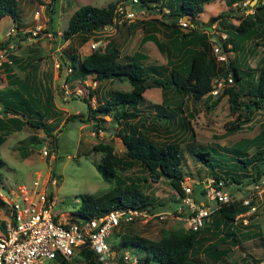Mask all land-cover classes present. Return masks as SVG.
<instances>
[{
  "label": "trees",
  "instance_id": "obj_1",
  "mask_svg": "<svg viewBox=\"0 0 264 264\" xmlns=\"http://www.w3.org/2000/svg\"><path fill=\"white\" fill-rule=\"evenodd\" d=\"M208 1L211 0H138L146 7H153L150 4H158L160 7L168 3L166 15L170 18L169 30L173 35L167 42L175 50L173 56L167 49V44L155 34L148 33L143 38L152 40L159 50L165 49V62L145 64L146 56L140 50L118 57V49L112 40L106 41L102 49L89 50L80 57L72 52L66 54L65 59L57 55L59 66L67 62L70 64L68 67L72 78H85L89 75L97 81L124 80L130 86L125 90H108L103 98L91 107L89 102L84 100L87 106L81 120L85 122L92 119L94 130L97 131L101 128L98 121L107 115L109 120L118 126L115 135L122 142L123 151L116 153L109 142L97 141L92 145L93 150L100 152L99 159L92 161V164L105 180L112 182V185L97 193H81L80 203L70 211L69 219L82 222L120 206H134L153 211L158 203H163V200L157 202L143 194L137 181L124 180L120 175L124 169L138 168L153 180L166 179L175 191L170 200L179 201L183 191L180 181L184 175L192 174L184 167L183 149L175 140L156 141L145 131L147 123L152 130H191L188 121L179 114L183 96L201 99L213 95L214 98L211 97L207 105L212 107L225 95L229 109L236 110L238 114L236 120L230 122L228 131L247 123L251 119L252 109L264 108V59L259 60L258 66L241 68L232 58L226 60L225 64L213 58L205 31L209 23L201 27L196 22L203 4ZM223 1L228 10L236 0ZM254 2L252 10L246 12L237 24L228 23L222 26L225 37L219 36V42L223 50L227 49V43L232 49L242 48V42L252 35L262 34L264 37V5L257 0ZM106 3L104 6L90 3L77 6L69 14L61 30L62 40L79 34L80 41H84L92 30L110 23L114 15V3ZM17 6V0H0V18L8 15L17 23L15 27L18 29L20 16ZM222 12L217 14L218 16H210L209 21H218ZM182 16L188 19L184 31L178 29V19ZM253 44L257 45L256 42ZM4 45L5 42L0 43V46ZM262 45L264 48V41ZM11 63L2 62L6 84L0 88V143L7 134L19 130L24 124L33 129L41 128L44 134H50L51 127L46 119L51 94H33L29 84L19 80L12 72ZM227 72L231 73L230 81L225 80L218 92L211 94L212 78ZM150 86L159 87L164 95L161 102H149L144 106L143 91ZM167 92L168 95L165 94ZM191 135L193 134L189 133L187 136ZM185 150L192 160L205 166L214 184L221 181L227 187L230 183L243 180L257 182L264 173V126H261L256 134L236 140L229 147L195 141ZM3 164L4 161L0 158V167ZM203 180L205 179L193 183L192 196L196 192L202 193ZM241 199L233 197L227 202H222L201 229L193 230L185 226L162 228L157 239L144 238L135 233H122L119 240L111 241L110 246L115 249H128L137 254L141 264H204L200 258L201 254L215 263L228 254L230 246L240 242L238 235H246L248 232L245 231L251 226L250 222H242V219L253 205V200L248 199L243 203ZM0 207L8 210L6 201L1 198ZM2 224L3 220L0 219V225ZM241 225L245 227L243 230L238 229ZM252 225L256 226L253 223ZM76 253L85 264H98L94 253L85 245H80ZM53 259L58 264H72L69 257L58 254ZM242 264L249 263L244 260Z\"/></svg>",
  "mask_w": 264,
  "mask_h": 264
},
{
  "label": "rangeland",
  "instance_id": "obj_2",
  "mask_svg": "<svg viewBox=\"0 0 264 264\" xmlns=\"http://www.w3.org/2000/svg\"><path fill=\"white\" fill-rule=\"evenodd\" d=\"M108 1L115 5L117 0H48L47 3L43 1L40 8L38 0H17V12L20 16L19 29L16 30L17 23L8 15L0 18V43L6 44L0 46V88L6 84L2 60L7 56L11 58L12 72L19 80L29 84L33 94L37 93L40 96L51 94V104H48L50 108L46 119L51 127L50 134H44L41 128L33 129L24 124L19 130L7 134L0 143V158L4 161L0 167V192L7 196L8 201L16 198L17 188L22 185L32 188V183L37 179L39 186H46L47 201L50 200L51 210L59 214L64 212L69 214L80 203L81 193H97L112 185L111 181L105 180L95 170L92 161L99 159L100 152L93 150L92 145L97 141L109 142L116 153H121L123 144L115 135L118 126L104 115V119L98 121L101 128L95 131L92 119L85 122L81 120L87 106L84 100H87L91 107L103 98L108 90L115 88L125 90L130 86L124 80L97 81L89 75L85 78H72L71 71L66 69L70 64L67 62L59 66L57 55L65 59L66 54L72 52L80 57L90 50L89 42L98 39L101 43L112 40L118 49V57L140 50L146 56L145 64L165 62V49L159 50L150 39L143 40L148 33H153L159 40L164 41L167 49L171 51V56L175 50L167 42V39L173 35L169 30L170 18L166 15L168 3L160 7L158 4H150L153 7H146L136 2L132 6L135 12L133 20L125 21L113 31L91 32L84 41H80L79 34L62 40L61 30L69 14L77 6L83 3L104 6ZM254 1L236 0L228 10L223 0L205 2L196 22L201 27L209 23L205 29L208 39L210 42H217L219 35L225 33L222 26L228 23L237 24L246 12L252 10ZM257 2L264 5V0H257ZM36 9H39L37 14L39 16L35 19L33 11ZM220 12L222 13L218 21L216 19L209 21L210 16ZM184 24H178L179 28H177L184 31ZM263 41L264 37L259 34L244 40L240 49L227 46L224 50L225 59L221 60L222 64L232 58L241 65V68L258 66L259 60L264 59ZM210 53H212L211 50ZM168 93L165 94L168 95ZM163 95L159 87H148L143 91L144 106H147L149 102H161ZM211 97L214 98L213 95L201 99L183 96L179 114L185 117L191 130L187 132L177 128L152 130L147 123L148 127L145 131L156 141L179 142L184 152V167L192 173L184 175L182 181L191 185H193L191 179L196 182L199 179L202 181L212 177L205 166L199 165L187 154L185 149L188 145L198 141L201 144L229 147L236 140L256 134L258 129L264 126V108H258L251 110V119L247 123H243L238 129L228 131L230 122L235 121L238 114L236 110L229 109L225 95L212 107H208ZM189 133L193 135L187 136ZM120 175L126 181H137L143 194L154 198L155 201L163 200V203L161 202L163 205L160 203L156 205L158 210L172 211L176 202L175 199L173 201L170 199L173 198L175 191L166 179L153 180L138 168L124 169ZM226 190L231 197L253 200V205L242 219V222H250L251 226L245 231L248 232L246 235H238L240 242L230 246L228 254L223 259L212 263L204 254H201V260L204 264H242L244 260H247L249 264H264V244L261 243L264 242V236H262L264 235V173L257 182L243 180L239 183H230ZM197 194L196 192L195 195ZM4 214L5 209L0 207V219ZM252 223L256 226L253 227ZM180 227H184L182 220L170 217L159 221H155V218H147L144 222L139 220L120 223L109 232L107 241L116 242L122 233H135L144 238L157 239L162 228ZM244 228L243 225L238 226L239 230ZM69 260L72 264H85L77 253L71 255ZM48 264H58V262L51 259Z\"/></svg>",
  "mask_w": 264,
  "mask_h": 264
},
{
  "label": "built area",
  "instance_id": "obj_3",
  "mask_svg": "<svg viewBox=\"0 0 264 264\" xmlns=\"http://www.w3.org/2000/svg\"><path fill=\"white\" fill-rule=\"evenodd\" d=\"M43 1L48 2V0H38L39 8L43 5ZM136 2L137 0H117L111 22L96 29L95 32L113 31L124 21L133 20L135 12L132 6ZM38 11L39 9L33 11L35 19L39 16H37ZM179 21L185 23L182 19ZM221 36L223 38L225 34ZM89 45L91 50L102 47L98 39L91 40ZM226 46H229V43ZM211 52L216 60L225 59L221 43L211 42ZM2 61L10 63L11 59L6 56ZM66 69L70 70L69 67ZM230 79L229 72L213 77L211 93H217L220 85L225 80L229 82ZM182 180L180 181L182 196L175 203L172 211L157 208L149 211L146 208L120 206L82 222L69 219L70 213L53 212L50 200L47 201L46 186H39L37 179L32 183V188L24 185L17 188L16 198L13 200L8 201L7 196L0 192V197L3 198L1 199L6 201L8 207L1 218L3 224L0 225V264H48L57 254L70 257L76 253L80 245H85L94 253L98 264H141L137 254L128 249H115L110 246L107 236L112 228L120 223L139 220L144 222L147 218H155V221H159L170 217L181 219L185 227L198 230L210 218L214 209L232 198L227 194L221 181L214 184L212 178H206L203 180L202 193L197 192V195L192 196L191 183ZM191 180L193 183L194 180ZM247 201L248 198L242 199L243 203Z\"/></svg>",
  "mask_w": 264,
  "mask_h": 264
},
{
  "label": "clouds",
  "instance_id": "obj_4",
  "mask_svg": "<svg viewBox=\"0 0 264 264\" xmlns=\"http://www.w3.org/2000/svg\"><path fill=\"white\" fill-rule=\"evenodd\" d=\"M137 2H138V0H137ZM135 4H136V3H135ZM115 5H116V2H115ZM115 5H114V8H115ZM113 10H114V9H113ZM167 11H168V10H167ZM179 19H182V20L185 22V24H186L187 19H186L185 17L182 16V17H180ZM179 19H178V23L181 24L180 21H179ZM130 21H131V20H130ZM124 22H125V21H124ZM124 22H123V23H124ZM121 24H122V23H121ZM185 24H184V25H185ZM104 25H105V24H104ZM119 25H120V24H119ZM102 26H103V25H102ZM117 26H118V25H117ZM117 26H116V27H117ZM116 27H115V28H116ZM99 28H100V27H99ZM18 29H19V28H18ZM18 29H16V30H18ZM95 30H96V29H95ZM95 30H92V31L95 32ZM21 31H23V30H21ZM23 32H24V31H23ZM223 34H225V33H223ZM221 35H222V34H220L219 36L222 38ZM217 42H219V41H217ZM219 43H220V42H219ZM227 44H228V43H227ZM227 44H226V45H227ZM103 45H104V43H102V47L100 46L101 49L103 48ZM210 47H211V42H210ZM226 47H227V46H226ZM95 49H99V47H98V48H95ZM210 50H211V49H210ZM90 51H91V49H90ZM212 56H213V55H212ZM69 68H70V67H69ZM219 89H220V88H219ZM210 92H211V90H210ZM217 92H218V91H217ZM211 94H213V93H211ZM215 94H216V93H215ZM194 182H195V181H193V183H194ZM196 182H197V181H196ZM193 185H194V184H193ZM193 185H192V187H193ZM202 185H203V183H202ZM224 188L226 189L225 185H224ZM226 191H227V190H226ZM227 194H228V193H227ZM228 195H229V194H228ZM232 198H233V197H232ZM241 200H242V199H241ZM209 219H210V218H209ZM209 219H207V221H208ZM207 221H205L204 224H205Z\"/></svg>",
  "mask_w": 264,
  "mask_h": 264
},
{
  "label": "crops",
  "instance_id": "obj_5",
  "mask_svg": "<svg viewBox=\"0 0 264 264\" xmlns=\"http://www.w3.org/2000/svg\"><path fill=\"white\" fill-rule=\"evenodd\" d=\"M223 3H224V1H223ZM232 3H234V2H232ZM203 10V9H202ZM198 17V16H197ZM223 34V33H222Z\"/></svg>",
  "mask_w": 264,
  "mask_h": 264
},
{
  "label": "water",
  "instance_id": "obj_6",
  "mask_svg": "<svg viewBox=\"0 0 264 264\" xmlns=\"http://www.w3.org/2000/svg\"><path fill=\"white\" fill-rule=\"evenodd\" d=\"M250 3H253V2H250ZM187 19V18H186ZM188 20V19H187Z\"/></svg>",
  "mask_w": 264,
  "mask_h": 264
}]
</instances>
